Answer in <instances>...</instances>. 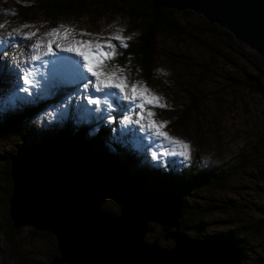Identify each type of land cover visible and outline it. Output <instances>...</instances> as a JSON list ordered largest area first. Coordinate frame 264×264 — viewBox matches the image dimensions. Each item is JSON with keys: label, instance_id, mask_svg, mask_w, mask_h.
<instances>
[{"label": "rangeland", "instance_id": "1", "mask_svg": "<svg viewBox=\"0 0 264 264\" xmlns=\"http://www.w3.org/2000/svg\"><path fill=\"white\" fill-rule=\"evenodd\" d=\"M44 1L0 0V25H3L0 27V123L6 113H14L21 106L31 109L39 101L45 102L36 116L26 120L14 134L0 140V264H50L57 255L55 238L32 235L29 227L19 229L13 243L5 238L6 227L11 224L9 201H6L10 193L5 179L7 160L27 149L40 153L43 142H52L64 132L71 134L76 126L89 129L85 135L88 141L97 133L99 119H106L114 107L109 90L97 92L88 83L94 78L73 63L80 58L60 48L82 47L76 40L105 43L102 37L114 35H123L129 46L141 29L118 9L119 0H61L78 2L80 7L74 14H61L53 21L43 11ZM175 18L183 32L157 34L150 76L144 74L143 67L132 58L121 57L120 52L128 47H121L115 40L112 43L117 44L118 55L107 61L108 67L103 71L110 72L113 64L118 65L125 69L118 75L127 76L129 84L140 81V87L146 84L163 96L169 107L153 109L154 119L169 121L164 130L191 144V159L163 155L166 149H171L170 145H162L141 124L123 123L126 115L133 121L138 119L139 109L118 94L112 95L122 106L123 114L109 140L95 148L93 155L98 162L109 156L116 161L115 165L110 163L113 168L125 167L126 171L123 179L112 185L113 195L104 201L101 209L118 218L117 200L121 195L150 194L155 201L166 200L164 188L154 181L153 175L157 172L162 179L159 169L181 175L182 167L192 166L201 179L208 172L228 165L235 170L227 185L219 190L198 188L191 192L180 219V230L187 237L217 240L222 234L238 232L264 218V95L250 90L242 82L246 74L256 76L264 90V59L237 39L228 38L222 28L211 33L205 20L197 14L186 16L179 11ZM61 25L76 31L67 36L63 30L56 37L46 35ZM14 29L20 32L14 33ZM79 32L93 35L79 36ZM26 33L36 35L25 39ZM49 40H52L55 55L33 60L37 52L48 51ZM37 42L41 44L39 49L34 47ZM28 72L38 83L24 84L22 77ZM23 87H29L30 92L22 91ZM58 89L65 92L53 102ZM95 99L100 103L90 102ZM258 142L261 143L259 149ZM139 174L149 179L145 190L135 193L133 182ZM96 175L93 169L89 179L97 185ZM198 214L205 217L191 219ZM164 234L160 226L150 223L144 241L170 249L173 241L164 240ZM240 238L246 258L243 264H255L258 259H264V229L259 233L248 231Z\"/></svg>", "mask_w": 264, "mask_h": 264}, {"label": "water", "instance_id": "2", "mask_svg": "<svg viewBox=\"0 0 264 264\" xmlns=\"http://www.w3.org/2000/svg\"><path fill=\"white\" fill-rule=\"evenodd\" d=\"M150 2L155 8L190 10L264 59V0ZM56 160L67 161L63 165L69 168L61 179L53 165L50 172L42 168ZM68 163L66 155L29 153L15 158L10 170L9 220L16 230L29 227L55 237L57 255L50 264H243L230 242L189 238L181 232L183 206L178 198L155 201L150 194L126 195L117 201L118 218L103 212L109 194ZM150 223L161 227L172 248L144 241Z\"/></svg>", "mask_w": 264, "mask_h": 264}, {"label": "trees", "instance_id": "3", "mask_svg": "<svg viewBox=\"0 0 264 264\" xmlns=\"http://www.w3.org/2000/svg\"><path fill=\"white\" fill-rule=\"evenodd\" d=\"M77 4L79 3L75 1L63 2L61 0H45L43 3V11L46 17L53 21L61 14H74L80 7ZM119 4L120 6L118 9L125 13L127 18H129V21L133 25L141 28L137 34V39L132 42L126 50H122L120 52L121 57L132 58V60L143 67L144 74L150 76L152 70L151 67L156 56L155 40L157 34L165 32L168 34L180 35L183 32V29L179 26L178 21L175 18V14L179 11L166 9L161 6L155 8L152 6L150 0H119ZM180 12L186 16L195 14L190 10ZM205 22L211 33H215L219 29L217 25L210 24L206 20ZM224 33L228 38L233 39V36L226 30ZM133 67L135 68V64ZM242 82H244L250 90L264 95V90L262 89L261 82L258 77L246 74L244 75ZM64 92V89H58L57 92L55 91V96L53 97L55 99H53V102L59 100ZM110 96L114 107L111 111H109L106 119H99V129L94 137L86 141L85 135L89 129L86 126H76L73 127L74 131L71 134L64 132L53 138L52 142H43L42 145H40V152L51 157L66 155L70 164H74V166L82 170L88 178H91L90 172L94 169V171L97 172L96 179L98 182L97 185L99 186L98 188L101 189V191L108 193L109 196H112V185H114L115 181L117 182L123 179V174H125L124 172L126 171L125 167L122 168L116 166L113 168L110 163H114L113 165H115L116 161L112 160L109 156L102 158V160L98 162L96 157L93 155V150L95 148L100 147L103 141L109 140V135L117 129V124L123 114L122 106L119 104L117 98L112 97V95ZM44 103L42 104L41 101H39L36 107H32L31 109L30 107L21 106L14 113H6L0 123V140L8 138L10 135L14 134V132H16L26 120L36 116L45 107ZM260 144L261 143L258 142L257 146ZM257 148H261V145ZM30 151V149H27L24 152L19 151V153H17L14 157L9 158L6 162L5 179L10 187V193L6 198V201H9L13 189V183L10 175L12 162L19 156L32 153ZM168 166L169 162H167V167ZM159 170L161 173L160 177H162V179H159V176H157L160 175L159 172L153 176L155 183L164 188L165 192L163 198L166 200L170 198H178L182 202V206L184 208L186 206L188 196L194 190L198 188L219 190L227 185L234 174L235 167L227 165L219 170L208 172L204 177H201V179H198L197 175H195L196 173L192 166L182 167L181 175H171L170 173H165L163 169ZM144 173L151 176V174L146 171H144ZM148 179L149 177H144L142 174H139L133 182L134 192H143ZM93 183L95 184V182ZM123 196L124 195H121V197ZM224 209H226V207ZM204 217L205 215L198 214L191 217V219H203ZM263 229L264 218L263 220H259L245 228L239 229L238 232L222 234L220 239L233 244L239 250L244 261L246 258L242 251L243 246L241 244L242 241L240 236L244 233H248V231L252 233H259ZM30 232L32 235L38 237H48L52 235L47 232H37L33 229H31ZM4 234L5 238L10 243H13V239L19 234V230L14 229L12 224L8 223ZM255 264H264V259H258Z\"/></svg>", "mask_w": 264, "mask_h": 264}, {"label": "snow or ice", "instance_id": "4", "mask_svg": "<svg viewBox=\"0 0 264 264\" xmlns=\"http://www.w3.org/2000/svg\"><path fill=\"white\" fill-rule=\"evenodd\" d=\"M3 27V25H0ZM22 27H30L29 25H23ZM61 30L64 31L65 36L69 33L75 32L74 28H66L64 25H61L58 28H54L51 32L46 33L49 37H56ZM14 33H19L20 29H14ZM119 32H123V29H120ZM13 33H9L12 35ZM36 33H26L25 39H31L35 36ZM92 33L88 32H79V36H92ZM105 39V43H100L99 40H76L75 43L82 47H61L60 51H66L73 53L76 57L80 59L74 61L76 65L83 71L89 74L94 79L89 80L88 83L92 84L95 87L97 92H105V90H109V94L119 95L124 100H128L132 103L134 108L139 109V112L136 113L138 119L135 121L132 120L131 116H124L123 123H138L141 124V127L146 131L151 132L153 136H155L160 143L170 145L171 149H166L162 154L163 155H179L186 160L191 159L192 146L189 142L182 140L178 137H174L169 134L168 131H165L169 121H160L154 119L156 116V112L153 109L156 108H167L169 107L165 98L156 92H154L151 88H149L146 84L143 87H140L142 82L134 81L129 84L127 80V76H120L118 72H124L125 69L119 67L118 65L113 64L111 66V71L106 72L103 69L108 67L107 61L114 60L117 53V44L112 43L113 40L119 41V45L123 48L128 47L127 39L123 35H114ZM130 39V37H129ZM52 40L48 42V51L43 54L37 52L32 59L33 60H41L42 56L46 55H55L52 51ZM36 49L41 47L40 42L34 46ZM59 47V46H58ZM130 63V61H129ZM139 69H137V72ZM32 74L30 72L25 73L22 77L24 84L32 86L35 85L36 81L31 78ZM87 87V85H85ZM116 90L115 93H112L111 90ZM22 91L30 92L29 87H23ZM91 103L99 104L100 100L95 99L91 100ZM144 121V123H141ZM153 156H156V153H153Z\"/></svg>", "mask_w": 264, "mask_h": 264}, {"label": "bare ground", "instance_id": "5", "mask_svg": "<svg viewBox=\"0 0 264 264\" xmlns=\"http://www.w3.org/2000/svg\"><path fill=\"white\" fill-rule=\"evenodd\" d=\"M62 159L66 160L65 158H62ZM48 165H50V164H47V165L43 166L42 167L43 170L50 172V171L53 170V168L51 167L53 165V167L57 168L55 173L60 176V179L62 178V173H64V175H66V173L69 171V168L67 166L63 165V161H61V160H56V162H53V164H51L50 167H48Z\"/></svg>", "mask_w": 264, "mask_h": 264}]
</instances>
